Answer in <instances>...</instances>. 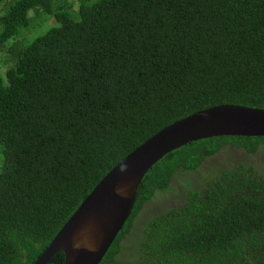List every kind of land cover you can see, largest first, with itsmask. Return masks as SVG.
<instances>
[{"label":"trees","instance_id":"trees-1","mask_svg":"<svg viewBox=\"0 0 264 264\" xmlns=\"http://www.w3.org/2000/svg\"><path fill=\"white\" fill-rule=\"evenodd\" d=\"M222 105L264 109V0H0V264H34L119 162ZM226 143L254 153L264 137L167 155L100 264L113 263L146 201ZM214 175L203 192L187 179L184 205L149 218L146 258L264 264V169Z\"/></svg>","mask_w":264,"mask_h":264},{"label":"water","instance_id":"water-1","mask_svg":"<svg viewBox=\"0 0 264 264\" xmlns=\"http://www.w3.org/2000/svg\"><path fill=\"white\" fill-rule=\"evenodd\" d=\"M218 137H264V109L222 105L161 130L97 184L34 264H48L59 252L64 264H100L131 217L149 171L191 143Z\"/></svg>","mask_w":264,"mask_h":264},{"label":"flooded vegetation","instance_id":"flooded-vegetation-1","mask_svg":"<svg viewBox=\"0 0 264 264\" xmlns=\"http://www.w3.org/2000/svg\"><path fill=\"white\" fill-rule=\"evenodd\" d=\"M245 165L253 168L255 172H262L264 169V144H260L254 153L248 152L242 146H235L232 143L223 144L222 150L215 155L203 160L197 171L186 172L179 170L177 176L171 181L168 192L154 196L151 200L146 201L144 206L135 218L134 227L125 237H121L119 241V252L114 253L112 264H157L151 257L146 258L141 252L139 244L150 241L152 238L144 236L142 227L146 224L150 217H158L164 211L181 207L184 201H187L188 187L185 188V181L193 186V188L204 191L206 179H210L214 174H219L221 170L226 168H235V166ZM177 193L179 194L177 197ZM142 235L139 240V236Z\"/></svg>","mask_w":264,"mask_h":264},{"label":"rangeland","instance_id":"rangeland-1","mask_svg":"<svg viewBox=\"0 0 264 264\" xmlns=\"http://www.w3.org/2000/svg\"><path fill=\"white\" fill-rule=\"evenodd\" d=\"M55 25H57V23L55 22Z\"/></svg>","mask_w":264,"mask_h":264}]
</instances>
